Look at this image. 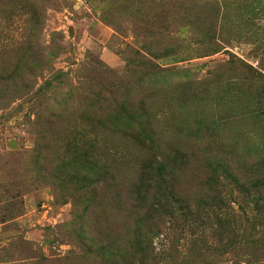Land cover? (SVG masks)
<instances>
[{"label": "rangeland", "instance_id": "374dc122", "mask_svg": "<svg viewBox=\"0 0 264 264\" xmlns=\"http://www.w3.org/2000/svg\"><path fill=\"white\" fill-rule=\"evenodd\" d=\"M0 264H264V0H0Z\"/></svg>", "mask_w": 264, "mask_h": 264}, {"label": "trees", "instance_id": "16d2710c", "mask_svg": "<svg viewBox=\"0 0 264 264\" xmlns=\"http://www.w3.org/2000/svg\"><path fill=\"white\" fill-rule=\"evenodd\" d=\"M104 116L92 117L90 120H94L101 127L105 125ZM132 121H136L134 117L131 115L127 117H118V113L114 115L112 119H110V124L108 125L109 129L114 130L116 133L127 131L128 129H132L135 127V124L131 123ZM63 122V119H62ZM139 124V121L137 122ZM64 125V124H63Z\"/></svg>", "mask_w": 264, "mask_h": 264}]
</instances>
